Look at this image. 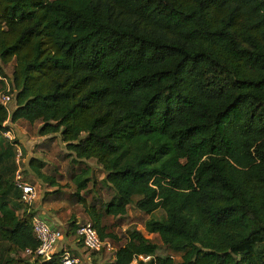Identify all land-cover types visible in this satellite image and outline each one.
<instances>
[{"label": "trees", "instance_id": "obj_1", "mask_svg": "<svg viewBox=\"0 0 264 264\" xmlns=\"http://www.w3.org/2000/svg\"><path fill=\"white\" fill-rule=\"evenodd\" d=\"M12 59L0 264H61L60 251L20 254L39 241L13 181L7 119L40 120L74 160L102 166L111 195L86 208L100 237L119 241L103 217L132 202L163 210L145 228L181 258L131 228L109 264L139 254L149 258L138 264H264V0H0V60ZM42 165L31 158L46 179ZM88 172L74 174L76 193Z\"/></svg>", "mask_w": 264, "mask_h": 264}, {"label": "rangeland", "instance_id": "obj_2", "mask_svg": "<svg viewBox=\"0 0 264 264\" xmlns=\"http://www.w3.org/2000/svg\"><path fill=\"white\" fill-rule=\"evenodd\" d=\"M13 64V59L8 63H3L0 60V92H7L11 95V99L7 103L10 112L15 104V89L11 86ZM6 123L9 124L13 139H16V144L21 148V166L26 179L34 181L38 185V198L32 203L31 210L38 212L50 224L59 227L64 232V238L59 247H66L79 256L81 264H109L113 259L116 244L125 241L127 232L131 228L138 229L147 238L156 242L159 245L158 254H170L175 260L181 258V251L167 248L162 244L157 233L149 232L145 228L146 219L151 216L161 217L163 210L158 208L147 213L136 208L133 202L128 204L124 214H107L103 217L107 228L112 229L120 238L118 242L112 240L114 249L106 252H94L84 248L75 231H72V227L78 222L90 220L86 212L88 206L100 207L111 195L112 190L103 180L105 173L102 166L95 158L74 160L75 155L66 147L60 132L45 135L38 132V128L42 124L40 120L29 123L25 119L16 121L7 119ZM31 158L43 161L40 171L47 176L46 179L38 176L31 168ZM85 167L88 168L90 179L87 181V186L76 193L77 184L74 182L73 176ZM81 197L85 200L83 201ZM21 207L23 208L22 205ZM21 210L17 209L19 213ZM5 246V242L0 240V253L4 252ZM76 246H83L84 251L79 252ZM20 254L26 256L23 252ZM130 264H138L137 259H133Z\"/></svg>", "mask_w": 264, "mask_h": 264}, {"label": "built area", "instance_id": "obj_3", "mask_svg": "<svg viewBox=\"0 0 264 264\" xmlns=\"http://www.w3.org/2000/svg\"><path fill=\"white\" fill-rule=\"evenodd\" d=\"M11 95L7 92H0V102L7 106L10 101ZM3 134L12 140L13 136L11 130L6 129ZM15 161L17 167L14 171L13 181L15 186L20 190L19 200L26 207L31 210L32 203L38 198V185L32 182L22 172V151L16 144ZM31 224L33 232L38 239V245L35 249L25 248L23 251L26 256H39L41 259H49L56 251H60L61 264H81L80 257L74 254L66 247H59L61 240L64 238V232L56 226L50 224L38 212L31 217ZM76 234L82 240L84 248L94 252H106L114 249L112 239L109 237H100L98 231L93 226L90 220H85L77 223ZM137 258L146 260L149 255L139 254ZM137 258H134L137 259Z\"/></svg>", "mask_w": 264, "mask_h": 264}, {"label": "crops", "instance_id": "obj_4", "mask_svg": "<svg viewBox=\"0 0 264 264\" xmlns=\"http://www.w3.org/2000/svg\"><path fill=\"white\" fill-rule=\"evenodd\" d=\"M76 248L79 249V252H81V251L83 252V251H84V250H83V246H82V247H77V246H76ZM112 260H113V259H112Z\"/></svg>", "mask_w": 264, "mask_h": 264}]
</instances>
